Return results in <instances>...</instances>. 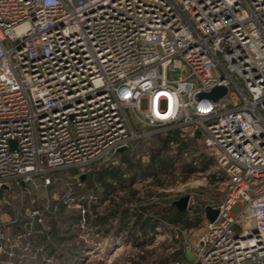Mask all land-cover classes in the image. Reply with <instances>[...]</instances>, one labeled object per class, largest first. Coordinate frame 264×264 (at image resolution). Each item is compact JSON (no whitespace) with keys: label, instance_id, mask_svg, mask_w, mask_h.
Listing matches in <instances>:
<instances>
[{"label":"built area","instance_id":"obj_1","mask_svg":"<svg viewBox=\"0 0 264 264\" xmlns=\"http://www.w3.org/2000/svg\"><path fill=\"white\" fill-rule=\"evenodd\" d=\"M171 130L227 189L193 264H264V0H0V191Z\"/></svg>","mask_w":264,"mask_h":264},{"label":"rangeland","instance_id":"obj_2","mask_svg":"<svg viewBox=\"0 0 264 264\" xmlns=\"http://www.w3.org/2000/svg\"><path fill=\"white\" fill-rule=\"evenodd\" d=\"M142 108H146L145 102H143ZM139 127L142 126L139 125ZM149 147H151V140L149 142L143 139L137 140L132 143L126 154L135 160L140 158L142 163L148 164ZM119 163H121V157H115L108 162L97 164L91 170L99 169L102 166L107 167L109 164L115 166ZM180 164L181 161L175 164V178L163 177L165 188L157 186L154 180L148 176H140L135 188L144 194L151 190L155 194L165 195L166 201L173 203L189 196L191 198L189 204L191 217L195 214L194 210L199 207H214L224 201L227 189L223 186V177L216 171L214 165L213 168L205 172L199 171L185 175L180 169ZM91 170L85 174L74 169L61 170L50 174L51 184L48 186H44L43 180L36 179L24 186H13L9 191H0V240L4 244L0 251V264H44V262L38 261V256H36L34 243H37V240L34 239L35 242L31 243V239L36 236L35 225L38 223L46 226L49 219L45 218V214L54 201L65 199L68 212L79 211L82 213L83 201L91 202L96 199V205H99L103 200L101 193H99V197H95L90 191H86L78 197L75 196L76 188L85 187L84 181ZM78 228L83 231L78 239L84 242L83 249L74 252L71 250L70 244L63 246L54 244L53 248L56 249L57 257H61V260L57 257H48L44 252L42 256L43 260L47 262L45 264H133L140 254V251L126 240V236L111 234L103 237L96 231H89L84 222ZM179 230V227L165 226L158 231L153 242L147 247V250L151 252L147 256L150 263L159 260V258H167L176 250L183 248L185 260L172 264H193L192 246L206 230L205 218L198 228L184 231L181 234ZM175 240L178 243H175ZM39 248L41 251L42 248ZM118 249L121 252L116 254Z\"/></svg>","mask_w":264,"mask_h":264},{"label":"trees","instance_id":"obj_3","mask_svg":"<svg viewBox=\"0 0 264 264\" xmlns=\"http://www.w3.org/2000/svg\"><path fill=\"white\" fill-rule=\"evenodd\" d=\"M143 140L146 142L151 140L148 164L142 163L140 158L132 159L127 156V152H123L116 156L121 157V163L91 170L84 181L85 187L76 188V197L86 191L92 192L95 197H99L101 193L103 200L99 205L83 201L81 210H84L85 214H82L79 211L68 212L65 199L50 204L45 214V218L49 219L47 227L36 223L34 228L36 236L31 239V243L37 240L34 248L38 261L47 263L43 260L44 252L48 257H57L54 244L59 246L70 244L72 251H81L85 244L78 240L83 233L78 226L82 222L89 231H96L103 237L111 234L126 236V240L140 251L133 264H172L185 260V251L180 248L167 258H159L150 263L147 256L151 252L147 247L153 242L158 231L165 226L179 227L180 234L200 227L204 221L205 208L199 207L194 210L195 214L191 217L189 215L191 207L181 212L173 202L166 201L165 195L155 194L151 190L144 194L135 188V184L140 176H148L157 186L165 188L163 177L175 178V164L178 161H181L180 169L185 175L205 172L213 168L215 162L205 156L204 148L197 138H182L179 130L156 134ZM196 160L198 164L194 165ZM94 167L96 165L92 168ZM73 173L75 174L74 171ZM170 233L173 234L172 231ZM175 243L178 241L175 240ZM39 247L42 248L41 251ZM57 258L61 260V257Z\"/></svg>","mask_w":264,"mask_h":264},{"label":"water","instance_id":"obj_4","mask_svg":"<svg viewBox=\"0 0 264 264\" xmlns=\"http://www.w3.org/2000/svg\"><path fill=\"white\" fill-rule=\"evenodd\" d=\"M227 90L223 87H216L212 89L209 93L202 94L199 96V99H210V100H218L222 98L226 94ZM15 146V144H14ZM126 149L122 148L117 151V153H123ZM82 180H84V177H82ZM7 189V188H5ZM191 198L189 196H186L179 201L175 202L174 205L177 207V209L181 212L187 211L189 209ZM220 211L213 206H206L204 209V218L210 223L213 224L219 217Z\"/></svg>","mask_w":264,"mask_h":264},{"label":"bare ground","instance_id":"obj_5","mask_svg":"<svg viewBox=\"0 0 264 264\" xmlns=\"http://www.w3.org/2000/svg\"><path fill=\"white\" fill-rule=\"evenodd\" d=\"M119 252H121V250H120V249H118V251L116 252V254H118Z\"/></svg>","mask_w":264,"mask_h":264}]
</instances>
